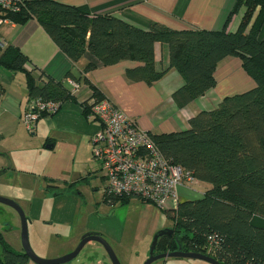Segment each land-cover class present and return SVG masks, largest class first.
<instances>
[{
	"label": "trees",
	"instance_id": "16d2710c",
	"mask_svg": "<svg viewBox=\"0 0 264 264\" xmlns=\"http://www.w3.org/2000/svg\"><path fill=\"white\" fill-rule=\"evenodd\" d=\"M241 9L238 27L227 31L230 17ZM6 17L18 24L35 19L72 61L88 51L104 65L125 59L136 62L125 70V77L133 82L153 83L174 68L183 79L172 94L178 107L216 84L214 70L222 59L238 57L254 80L252 88L223 97L212 110L199 111L184 130L148 132L168 162L211 184L199 198L179 200L173 211L162 209L172 221L173 233L158 238L154 254L180 246L182 251L199 252L222 264H264V226L252 222L254 217L264 218V39L259 38L264 0H235L220 30L173 29L158 22L142 30L111 14L91 12L85 5L55 0H21L19 10L8 11ZM156 42L166 44L169 52L168 66L160 71L154 62ZM30 62L17 47L0 48V66L24 74L28 103L39 99L57 105L37 119L55 114L62 102L75 99L61 82ZM93 67L88 63L83 72ZM82 80L90 86L91 97H106L87 78ZM86 100L81 106L87 116ZM129 197L133 196L104 192L109 204H124ZM27 259L0 231V264H25Z\"/></svg>",
	"mask_w": 264,
	"mask_h": 264
},
{
	"label": "crops",
	"instance_id": "0c3cea01",
	"mask_svg": "<svg viewBox=\"0 0 264 264\" xmlns=\"http://www.w3.org/2000/svg\"><path fill=\"white\" fill-rule=\"evenodd\" d=\"M55 1L74 6L85 5L91 12L111 14L142 30H147L154 22L173 29L220 30L235 2V0ZM242 13L243 9L230 17V21L226 25L227 31L234 32L236 30ZM0 36L6 45L20 49L29 58L30 63L37 66L44 74L61 82L75 98L74 100H65L55 114L45 116L51 132L45 137L44 143L48 144L47 148L43 143L48 163H43L39 170L45 171L42 176H39L40 180L29 174L31 179L28 180V184L23 185L22 182L19 187L25 190L27 195L11 196L21 204L25 214L31 218L30 237L35 253L48 259L63 256L75 249L82 235L87 232H95L106 237L113 245L121 264H142L148 257V251L141 250L134 255V246H131L133 239L129 230L125 232L126 217L122 224V219L112 214L116 208L124 206V208H128L126 204L128 200L124 204L119 202L109 204L104 200V189L101 201L94 203L80 202L75 197L74 188L77 183L95 176L93 172H88L90 171L88 169L89 156L81 157V154L83 148L87 144L90 145L91 136L98 128L94 121L82 113L81 103L88 99L92 93L90 86L83 82L82 78H87L89 83L95 86L102 95L109 98L128 117L134 119L141 130L152 134L188 128V120L191 116L201 110L216 108L225 96L252 88L255 85L254 80L244 71L238 57L228 56L222 59L214 70L216 84L186 106L178 107L172 94L181 87L183 79L174 68H170L159 80L148 84L133 82L125 77V70L137 64L131 60L125 59L113 65H104L87 51L78 60L72 61L55 45L35 19H29L22 24L7 21L0 26ZM259 38L264 39V22ZM154 62L158 71L167 68L169 52L166 44L158 42L154 44ZM88 63L94 67L83 72ZM28 65L31 66V64ZM73 77L80 80L76 81ZM23 79L15 75V72L0 66V118L4 113H8L11 117V119L3 118L2 123L10 121L11 126H20L29 100L25 77ZM72 81L78 83L76 90L72 86ZM34 124L33 128L35 129ZM70 131L76 133L75 140L72 144H66L61 149V143L55 133ZM7 133L9 135V132ZM18 145V143H14L15 147L9 148L6 153L11 157L10 153ZM90 158L93 160L91 147ZM70 159L72 162L77 161L79 171L86 170L83 176L70 179L61 172L65 171ZM95 162L98 171H101L99 163ZM6 170L0 168V171ZM10 171H16L14 172L16 180L23 179L24 181V175H20L17 171L25 172L27 170L16 167L11 168ZM52 171L59 172L52 173ZM100 178L104 180L102 174ZM200 183L197 180L189 188L186 187L187 184L180 186L178 189L179 200L199 198L207 190H203V193L198 196L197 193L201 191L196 187ZM39 184L40 188H38ZM252 222L261 225L253 220ZM159 227L167 226L162 223L153 224L150 230L154 232ZM115 230L117 232L114 233ZM5 239L15 250H22L18 241L12 242L6 237ZM101 246L96 241H88L76 256L83 249H86V254L83 257H78L73 264H112ZM166 258H161L164 260H160L159 264H209L201 261L198 263L194 258L176 257L185 259L172 262H168ZM72 259L64 264H69ZM25 264L35 263L28 258Z\"/></svg>",
	"mask_w": 264,
	"mask_h": 264
},
{
	"label": "built area",
	"instance_id": "2783aa9c",
	"mask_svg": "<svg viewBox=\"0 0 264 264\" xmlns=\"http://www.w3.org/2000/svg\"><path fill=\"white\" fill-rule=\"evenodd\" d=\"M21 0H0V26L7 21L8 11H17ZM5 41L0 36V48ZM74 90L78 83L72 81ZM87 117L97 125L92 134V159L104 172V192L113 196H133L156 204L163 210L177 208L178 189L197 180L189 171L174 165L162 155L148 132L141 130L136 121L128 117L107 97H88ZM57 105L50 101L32 100L22 116L27 130L41 112H53Z\"/></svg>",
	"mask_w": 264,
	"mask_h": 264
},
{
	"label": "rangeland",
	"instance_id": "374dc122",
	"mask_svg": "<svg viewBox=\"0 0 264 264\" xmlns=\"http://www.w3.org/2000/svg\"><path fill=\"white\" fill-rule=\"evenodd\" d=\"M15 75L21 77V79L24 80L23 79L24 74L22 72H15ZM5 117L11 119L8 113H4L0 118V166H4L0 168H4V170L7 169L6 171H4V173L0 174V196L11 199L16 203H18L11 196L27 195L25 190L19 188L21 186V183L23 182L22 183L23 185L28 184V180L31 179V176H29V174L34 175L35 178L40 180L39 176H42L43 173L45 172L39 170L43 165V163H48L46 161L47 154H44V151L46 150L43 148V143L45 142V137L51 131L49 129L50 125L49 123L46 122L45 117L38 119L34 124L35 129L32 127V130H27L23 118H21L20 126L18 125L11 126L10 121L8 123H2V120ZM6 132H9V135L8 133L6 134ZM55 136L59 139L61 143L60 147L61 149H63L66 146V144H72V142L75 140L76 133L73 131L57 132L55 133ZM14 143H18L19 145L12 150V152L10 153L11 154L10 157L8 153H6V151L9 148L15 147ZM47 145L48 144L44 143L45 148H47ZM90 147L92 149L91 142L90 145L87 144L83 148V153L81 154V157H83L84 155L89 156L90 164L88 169L90 171L88 172H93L95 176L87 178V180L83 179L82 181L78 182L74 190L76 192L75 197L77 198V201L94 203L96 201H101L103 189L106 186V181L100 178L101 174L104 175V172L98 171L97 163L91 160L90 158ZM14 165L17 168H22L24 170H27L25 172L17 171L19 172L20 175L21 174L24 175V181L23 179L16 180V176L14 174V172L16 171H10L11 168H16ZM85 171H79V166L77 161L75 160L74 162H72V160L70 159L68 165L65 167V171H61V172L64 175L70 177V179H74L78 176L81 175L83 176ZM56 172L59 171H52V173H56ZM40 187L41 185L39 184L38 188ZM209 187H211L210 183L201 182L196 187L197 190L201 191L200 193H197V195L200 196L203 193V190L208 189ZM127 202L128 203L126 204L128 205V208H124L125 206L116 208L112 214L114 216H117L118 218H121L122 224L124 221V217H126L125 232L129 230V234L133 239L131 246H134L133 249L134 255H136V253L141 250H147L149 255V250L153 235L158 230L165 228V227H159L156 231L152 232L150 230L151 225L153 224L158 225L159 223H162L165 224V226L167 227H171L172 221L170 219H167L164 216L162 209L152 202L143 201L135 197H129ZM119 203L121 202L119 201ZM18 204L22 208L21 204L20 203ZM23 212L25 213L24 210ZM25 216L27 218L28 240L32 250L34 251L31 245V237H30L31 218L28 217L26 214ZM263 219L264 218L261 219L258 216V217H254L252 220L255 223L264 225ZM0 231L2 232L4 238L6 237L7 240L12 242L18 241L21 245L20 217L15 209L2 203H0ZM115 232H117V230H115L114 233ZM14 238L15 241H13ZM104 239L114 250L113 245L106 239V237H104ZM102 249L104 248L102 247ZM114 252L116 254L115 250ZM85 254H86V249H83L78 256H76L71 260V262H69V264L71 263L73 264L78 259V257H83ZM106 256L108 257L107 253ZM166 259H168V262H172V261H180L179 259H185V258L170 257ZM160 260H164V259L155 260L151 264H159ZM195 261H197L198 263L199 261L203 263H209L205 260H200V259H197Z\"/></svg>",
	"mask_w": 264,
	"mask_h": 264
},
{
	"label": "water",
	"instance_id": "95a60500",
	"mask_svg": "<svg viewBox=\"0 0 264 264\" xmlns=\"http://www.w3.org/2000/svg\"><path fill=\"white\" fill-rule=\"evenodd\" d=\"M4 171H0L2 174ZM0 203L5 204L7 206L12 207L16 210L20 217L21 222V246L23 252L27 255V257L33 261L35 264H64L73 257H75L78 252L82 249L85 243L88 241H96L102 245V247L105 249V252L107 253L110 261L112 264H121L114 252V250L111 248V246L108 244V242L104 239L102 235L95 232H87L84 235H82L79 243L75 247L73 251L70 253H67L63 256L57 257V258H43L38 256L31 248L29 240H28V232H27V218L25 216V213L23 212L22 208L19 206L18 203L15 201L0 196ZM173 233V230L171 227H165L160 230H158L152 238V242L150 245L149 255L145 259V261L142 264H151L153 261L166 258V257H186V258H194V259H201L205 260L211 264H222L218 260L214 259L213 257H210L208 255L199 253V252H186L180 250V246H178V249L171 252H164V253H157L154 254V249L156 246V242L159 237L163 235H171Z\"/></svg>",
	"mask_w": 264,
	"mask_h": 264
}]
</instances>
